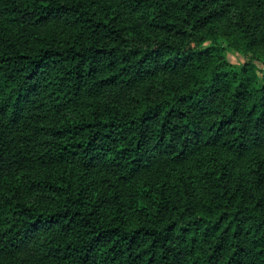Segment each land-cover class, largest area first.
<instances>
[{
  "label": "trees",
  "instance_id": "obj_1",
  "mask_svg": "<svg viewBox=\"0 0 264 264\" xmlns=\"http://www.w3.org/2000/svg\"><path fill=\"white\" fill-rule=\"evenodd\" d=\"M254 61L264 0H0V264H264Z\"/></svg>",
  "mask_w": 264,
  "mask_h": 264
},
{
  "label": "rangeland",
  "instance_id": "obj_2",
  "mask_svg": "<svg viewBox=\"0 0 264 264\" xmlns=\"http://www.w3.org/2000/svg\"><path fill=\"white\" fill-rule=\"evenodd\" d=\"M224 55L226 60L236 67H239L241 63L247 60L246 57H243L229 49L224 52ZM252 64L257 75V83L260 84L264 82V64L257 61H254Z\"/></svg>",
  "mask_w": 264,
  "mask_h": 264
}]
</instances>
